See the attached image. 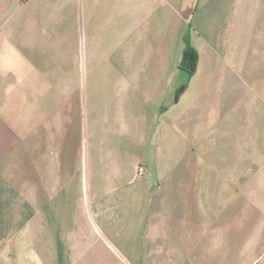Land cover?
Here are the masks:
<instances>
[{"label": "crops", "instance_id": "1", "mask_svg": "<svg viewBox=\"0 0 264 264\" xmlns=\"http://www.w3.org/2000/svg\"><path fill=\"white\" fill-rule=\"evenodd\" d=\"M263 11L0 0V264H264V133L223 124Z\"/></svg>", "mask_w": 264, "mask_h": 264}, {"label": "rangeland", "instance_id": "2", "mask_svg": "<svg viewBox=\"0 0 264 264\" xmlns=\"http://www.w3.org/2000/svg\"><path fill=\"white\" fill-rule=\"evenodd\" d=\"M264 12V11H263ZM264 20V13L261 15ZM264 57L261 56L260 74H256V79H261V85H239V94L234 100L224 108L225 129L230 132H243L244 135L252 136L253 133H264ZM247 78V75H246ZM247 80V79H246ZM239 116V120H230L228 117ZM242 140L239 139L242 145ZM257 140L264 147V138ZM245 146H251L250 138H245Z\"/></svg>", "mask_w": 264, "mask_h": 264}, {"label": "trees", "instance_id": "3", "mask_svg": "<svg viewBox=\"0 0 264 264\" xmlns=\"http://www.w3.org/2000/svg\"><path fill=\"white\" fill-rule=\"evenodd\" d=\"M185 42L186 48L183 54L180 68L182 72H184L188 76V78L191 79L196 74L198 68L199 54L191 43L190 34L187 35ZM187 87L188 84L186 83L177 89L175 101H178L180 99Z\"/></svg>", "mask_w": 264, "mask_h": 264}, {"label": "built area", "instance_id": "4", "mask_svg": "<svg viewBox=\"0 0 264 264\" xmlns=\"http://www.w3.org/2000/svg\"><path fill=\"white\" fill-rule=\"evenodd\" d=\"M144 172V169L143 168H140L139 169V174H142Z\"/></svg>", "mask_w": 264, "mask_h": 264}]
</instances>
